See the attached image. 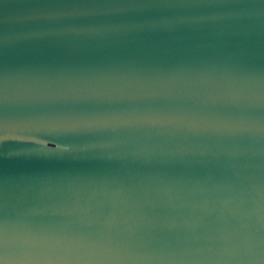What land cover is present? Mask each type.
Instances as JSON below:
<instances>
[{"label":"water","instance_id":"water-1","mask_svg":"<svg viewBox=\"0 0 264 264\" xmlns=\"http://www.w3.org/2000/svg\"><path fill=\"white\" fill-rule=\"evenodd\" d=\"M6 264H264V0H0Z\"/></svg>","mask_w":264,"mask_h":264},{"label":"snow or ice","instance_id":"snow-or-ice-1","mask_svg":"<svg viewBox=\"0 0 264 264\" xmlns=\"http://www.w3.org/2000/svg\"><path fill=\"white\" fill-rule=\"evenodd\" d=\"M5 243L3 232L0 231V264H6L7 261Z\"/></svg>","mask_w":264,"mask_h":264}]
</instances>
